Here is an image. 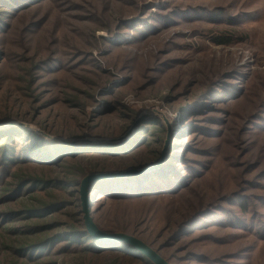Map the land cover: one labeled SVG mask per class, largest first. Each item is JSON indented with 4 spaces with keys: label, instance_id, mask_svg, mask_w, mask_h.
Returning a JSON list of instances; mask_svg holds the SVG:
<instances>
[{
    "label": "rangeland",
    "instance_id": "rangeland-1",
    "mask_svg": "<svg viewBox=\"0 0 264 264\" xmlns=\"http://www.w3.org/2000/svg\"><path fill=\"white\" fill-rule=\"evenodd\" d=\"M22 2L0 5V130L47 139L35 150L43 155L57 156L59 146L77 153L61 166L27 162L24 172L69 182L80 170L160 164L139 175L156 186L151 193H92L99 228L142 240L168 264H264V0ZM224 33L235 43L213 42ZM66 185L31 186L19 198L52 192L67 202L52 215L61 225L49 235L62 232L59 243L20 251L33 238L23 226L44 217L3 216L0 264H149L66 234L84 224L80 186ZM8 206L19 208H0Z\"/></svg>",
    "mask_w": 264,
    "mask_h": 264
},
{
    "label": "trees",
    "instance_id": "trees-1",
    "mask_svg": "<svg viewBox=\"0 0 264 264\" xmlns=\"http://www.w3.org/2000/svg\"><path fill=\"white\" fill-rule=\"evenodd\" d=\"M0 5L3 7H19L23 5L20 3V0H0ZM213 42L217 45H230L232 43H235V38L233 34H220L215 37ZM159 121H155L150 123L149 125L152 126H158L163 127V124H157ZM156 132L158 130H155ZM161 132H165L164 127L163 129L159 130ZM27 132L19 129L18 127L13 128L11 130H0V206L12 201H15L17 203V208H11L7 207L3 210L0 208V220L3 218L6 219L7 217L12 216L13 219H22L26 218V220H31L33 218L40 219V217H44L43 223H32L29 222V224H26L24 227L25 236L33 237L30 240H24L22 242V246L20 248V251L23 249L32 251L34 249H40L44 247H49L53 243H57L61 239V233L58 232L54 235L50 236L49 232L53 229H56L58 227L60 222L56 221V219L53 218L52 215L57 214L66 206V201L63 199H60L56 197L52 192H48V194L45 196H29L30 199L28 201H22L19 202V198L21 197L23 191H29L28 189H31V186L34 188L45 190L49 188H63L68 185H76L80 186L82 180L87 177L84 175L83 170H80V181L71 180L69 182L64 181H58L57 179L53 180H45L40 177H33L30 175H27L24 172L23 165L25 163L29 162H36L40 165H57L61 166L62 163H65L64 161H68L67 158L75 157L77 156V153H75V148L72 146H59L61 147V152L55 156L54 152H51L49 155H43L38 153L37 150L38 146L44 147L48 142L47 139L42 138L38 136L41 140L39 141V138L36 136L31 137V141L28 139V136L26 135ZM49 141V140H48ZM54 144H50L51 146L57 144V142H52ZM38 145V146H37ZM26 148V149H23ZM103 147V146H100ZM18 149V151H16ZM74 150V151H73ZM27 151L29 154V157L26 158L24 156V152ZM64 159V160H63ZM15 167H18L16 171L13 169ZM172 169L176 175L177 179L179 180L180 174L175 171L174 168ZM173 174L175 175V173ZM95 172H90L89 175L94 174ZM154 176V175H153ZM161 178H166L169 176V173L160 174ZM147 176H133L129 178L124 179H116L115 181L112 180L110 182H101L96 181L91 184L90 187V200H93L91 196L92 193L94 195V192H100L104 196H110V197H117V196H124V197H138L144 194L151 193L152 191H155L154 189H157L155 185H149L145 182ZM9 178L11 179L9 181ZM132 182L133 186L129 189H126V184ZM169 185V184H168ZM102 186H105L103 189L104 192H101ZM117 188L116 191H112L114 188ZM171 187V186H168ZM32 188V189H34ZM109 188L111 191H109ZM121 189H126L125 192H121ZM167 189V188H165ZM169 192H171L173 189L169 188ZM165 191V190H163ZM31 191H29L30 193ZM52 199V200H50ZM79 214H82L80 211ZM83 215V214H82ZM47 217V218H46ZM75 217V215L73 216ZM50 218V219H49ZM51 220V221H48ZM47 220V221H45ZM82 223V221H81ZM69 231H66V234L70 235L72 239L74 238H83L86 239V244L89 243V245H92L90 247L94 248L96 252H115V253H124V254H134V255H141L138 251H136L133 247L124 244V243H114V244H101L99 242H95L88 234L85 225L82 223L80 228L74 225L69 226ZM101 227V226H100ZM102 229V227H101ZM9 231V230H8ZM17 231V230H14ZM106 231V230H105ZM65 233V232H64ZM21 242V241H20ZM59 243V242H58ZM77 243V242H76ZM92 243V244H91ZM143 256V255H141ZM147 262L149 264H153L146 258Z\"/></svg>",
    "mask_w": 264,
    "mask_h": 264
},
{
    "label": "water",
    "instance_id": "water-1",
    "mask_svg": "<svg viewBox=\"0 0 264 264\" xmlns=\"http://www.w3.org/2000/svg\"><path fill=\"white\" fill-rule=\"evenodd\" d=\"M134 128L135 127L130 128L122 137L118 138L114 142H122L127 140L133 133ZM47 137L53 140L55 139L50 136ZM55 140L58 141V139ZM159 166L160 164H157L154 167L145 168L142 170L132 169L124 173H107L105 175L91 174L82 180L79 189L81 212L83 214L84 225L91 238L100 242L127 244L133 247L136 251H138L153 264H168V262L164 258H162L155 250H153L142 240L124 233H107L103 231L95 223L91 214L90 187L93 182L100 180H109L113 178L124 179L133 176H139L145 174L146 172L152 171Z\"/></svg>",
    "mask_w": 264,
    "mask_h": 264
}]
</instances>
